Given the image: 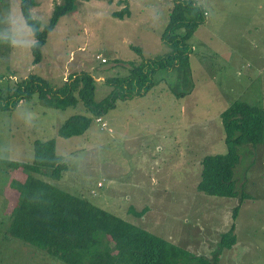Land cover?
Instances as JSON below:
<instances>
[{
    "label": "rangeland",
    "instance_id": "obj_1",
    "mask_svg": "<svg viewBox=\"0 0 264 264\" xmlns=\"http://www.w3.org/2000/svg\"><path fill=\"white\" fill-rule=\"evenodd\" d=\"M59 1L35 0L32 16L43 25ZM195 1L206 13L188 37L192 48L187 79H180L177 68H158L149 75L152 83L139 85V92L120 85L114 107L100 115L101 121L81 102L54 107L44 104L36 91L13 108H0V264H67L5 233L15 203L9 197L8 183L16 173L11 162H31L34 141L50 137L68 162L60 178L42 175L52 183L196 254L202 250L198 237L208 233L216 240L218 229L224 231L234 221L236 242L221 249L219 261L264 264V142L238 146L234 176L248 193L241 201L195 186L201 157L226 150L220 111L236 98L264 108V0ZM125 4L129 14L111 13ZM172 4L173 0H76L75 8L61 15L47 33L41 58L34 63L33 36L20 0H3L0 105L31 73L58 87L70 73L87 71L97 77L94 99L100 100L113 87L105 77L124 75L129 63L168 52L170 46L160 33ZM74 113L90 115L88 128L61 136L58 126ZM130 205L147 210L137 216L127 211ZM216 248L217 242L212 250Z\"/></svg>",
    "mask_w": 264,
    "mask_h": 264
},
{
    "label": "trees",
    "instance_id": "obj_2",
    "mask_svg": "<svg viewBox=\"0 0 264 264\" xmlns=\"http://www.w3.org/2000/svg\"><path fill=\"white\" fill-rule=\"evenodd\" d=\"M3 0H0V3ZM35 0H20V10L30 27L33 41L30 43L33 62L40 60L42 43L58 18L73 10L76 0H60L54 4L46 23L41 25L31 14ZM122 17L129 14L128 4L111 11ZM206 10L195 0H173L168 19L160 39L170 46L168 52L158 54L139 63H129L128 73L105 77L112 89L100 100L94 99L96 78L87 71L73 72L58 87L48 86L46 78L31 73L18 81L13 94L6 96L0 108L18 104V96H29L36 91L40 100L50 106L64 108L81 102L94 117L102 115L114 103L121 86L139 92L152 83L149 75L158 68H177L182 78L190 72L188 37L204 19ZM132 45V44H131ZM132 47L141 52L137 45ZM128 81V82H127ZM115 88L118 91H115ZM225 152L205 153L201 159L196 188L209 194L236 196L242 200L248 193L238 185L234 167L239 160L238 146L264 142V108L241 99H233L221 111ZM91 122L90 115L74 113L58 126V134L71 136L83 133ZM31 162L16 161V170L8 186L15 199L11 219L5 229L8 236L21 239L67 264H224L219 253L236 241L235 222L219 234L217 248L210 253H193L167 238L139 226L122 216L98 206L88 198L71 193L47 178L58 179L68 168L62 154L56 152L53 137L34 141ZM235 177V178H234ZM239 203L233 207L235 218ZM147 206L128 212L143 215ZM132 212V213H133Z\"/></svg>",
    "mask_w": 264,
    "mask_h": 264
},
{
    "label": "crops",
    "instance_id": "obj_3",
    "mask_svg": "<svg viewBox=\"0 0 264 264\" xmlns=\"http://www.w3.org/2000/svg\"><path fill=\"white\" fill-rule=\"evenodd\" d=\"M98 77H102V75H99ZM95 78L97 79L96 76H95ZM11 196H12V192L10 190L9 197L11 198ZM12 209H13V206L11 208V211H12ZM11 211H10V213H11ZM220 228L218 229L219 233L222 232ZM218 239L214 240L213 237H211L208 233H204L202 236L198 237V241L200 240L202 242V250H200L198 253H205V254L210 253L212 251V248L214 247L215 243L218 241ZM198 246H200V245L198 244ZM219 260L221 261V257L219 258Z\"/></svg>",
    "mask_w": 264,
    "mask_h": 264
},
{
    "label": "built area",
    "instance_id": "obj_4",
    "mask_svg": "<svg viewBox=\"0 0 264 264\" xmlns=\"http://www.w3.org/2000/svg\"><path fill=\"white\" fill-rule=\"evenodd\" d=\"M96 57L99 58L101 60V62H105L106 61V58L104 56H101V55L98 54ZM22 101H23V98L19 97L18 98V104L21 103ZM95 119H96V121H101L102 117L96 116ZM102 124L104 125L105 123L102 122ZM100 184H101L100 182H97V185H100Z\"/></svg>",
    "mask_w": 264,
    "mask_h": 264
},
{
    "label": "clouds",
    "instance_id": "obj_5",
    "mask_svg": "<svg viewBox=\"0 0 264 264\" xmlns=\"http://www.w3.org/2000/svg\"><path fill=\"white\" fill-rule=\"evenodd\" d=\"M95 118V117H94Z\"/></svg>",
    "mask_w": 264,
    "mask_h": 264
}]
</instances>
